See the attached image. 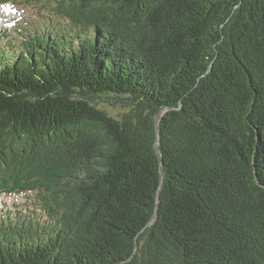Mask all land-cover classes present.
<instances>
[{
  "label": "trees",
  "instance_id": "16d2710c",
  "mask_svg": "<svg viewBox=\"0 0 264 264\" xmlns=\"http://www.w3.org/2000/svg\"><path fill=\"white\" fill-rule=\"evenodd\" d=\"M23 1L0 264H264V0Z\"/></svg>",
  "mask_w": 264,
  "mask_h": 264
},
{
  "label": "rangeland",
  "instance_id": "374dc122",
  "mask_svg": "<svg viewBox=\"0 0 264 264\" xmlns=\"http://www.w3.org/2000/svg\"><path fill=\"white\" fill-rule=\"evenodd\" d=\"M6 5V4H4ZM11 9H14V11L5 12L3 8H0V34L7 33L8 28L14 27V23L19 21L22 24H27V22L33 20L34 18H39L37 11L38 6L40 5H31L26 3L25 1L21 0L18 4L11 5L7 4ZM37 6V7H35ZM3 15V16H2ZM7 16V19H4L3 17ZM6 27V28H4ZM5 31L7 32H4ZM8 35V34H7ZM103 104V108L109 111L111 114H116L118 112L117 107H113L110 104L107 103H101ZM29 202L25 198L24 195H0V215H6L8 212H14L17 208H20L23 206L24 203Z\"/></svg>",
  "mask_w": 264,
  "mask_h": 264
},
{
  "label": "snow or ice",
  "instance_id": "6c2138e0",
  "mask_svg": "<svg viewBox=\"0 0 264 264\" xmlns=\"http://www.w3.org/2000/svg\"><path fill=\"white\" fill-rule=\"evenodd\" d=\"M0 8H3V10L5 12H9V11H14V9H11L9 6L7 5H0Z\"/></svg>",
  "mask_w": 264,
  "mask_h": 264
}]
</instances>
